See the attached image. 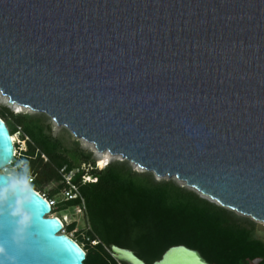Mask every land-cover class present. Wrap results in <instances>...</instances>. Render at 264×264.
<instances>
[{
    "label": "water",
    "instance_id": "1",
    "mask_svg": "<svg viewBox=\"0 0 264 264\" xmlns=\"http://www.w3.org/2000/svg\"><path fill=\"white\" fill-rule=\"evenodd\" d=\"M0 93L264 222V0H0ZM14 150L0 117V264H84L48 199L1 172ZM150 264L211 263L177 244Z\"/></svg>",
    "mask_w": 264,
    "mask_h": 264
},
{
    "label": "trees",
    "instance_id": "2",
    "mask_svg": "<svg viewBox=\"0 0 264 264\" xmlns=\"http://www.w3.org/2000/svg\"><path fill=\"white\" fill-rule=\"evenodd\" d=\"M0 117L10 135L20 127L28 138L26 149L7 167L14 169L9 173L22 177L51 201L55 194L69 189L74 196L57 205L82 207L87 228L72 239L85 251L84 264H126L109 254L110 244L132 249L147 264L177 244L198 250L211 264H264V240L253 235L250 218L172 179L157 180L149 172L134 171L123 161L99 168L92 154L80 149L77 142L64 147L52 135L49 118L43 113H13L0 106ZM15 137L12 135L13 140ZM14 146L18 149L19 144ZM82 164L87 166L82 168ZM53 181L60 183L45 190V184ZM74 225L63 222V229L68 234Z\"/></svg>",
    "mask_w": 264,
    "mask_h": 264
},
{
    "label": "rangeland",
    "instance_id": "3",
    "mask_svg": "<svg viewBox=\"0 0 264 264\" xmlns=\"http://www.w3.org/2000/svg\"><path fill=\"white\" fill-rule=\"evenodd\" d=\"M7 99L8 98L6 96H4L3 94L0 93V106L7 107L13 113H19V112H21V113H32V114L33 113H40V112H34L31 109L23 107V106H19L15 103H11V102L7 103ZM18 110H19V112H17ZM48 118H49V123L51 125L52 135L57 137L61 141V143L64 147L70 148V146L74 142H77L80 149H82L85 152H90L92 154V157L95 159V165L98 166L99 168L106 166V164L108 162H111V161H123V162H126L128 164V166L134 171L149 172L157 180L172 179L177 184H179V185H181L187 189L193 190L194 192H196L200 196H202L204 198H208L210 201H214V200L210 199V197H207L206 195L199 193L194 188L187 186L184 181H181L174 176H172V177H168L167 175L159 176L155 172H153L152 170H147L145 168H142L137 163H135L131 160H128V159L122 157L121 155L112 154L108 150L98 151L92 142H88L85 139L74 135V133H72L64 125H57V123H55L50 117H48ZM20 144L21 145H20L19 149L24 150L26 148L25 143H20ZM86 166L87 165H84V164L81 165L82 168L86 167ZM7 170L14 172L13 168H9ZM85 179H90V178L86 176ZM59 183L60 182H56V181L49 182V183L45 184L44 189L45 190H51V189L55 188ZM73 196H74V194L72 192H70V190L68 189V190H62L52 197V200L55 203L54 204L55 208L51 214L53 216H56V215L60 216L62 218V221L66 224H69L71 222L75 223L74 229L72 231H70L68 234L65 232L70 237H73V236L76 237L78 232L83 231L85 228H87V220L85 217V213H84L82 207L77 206V207L60 208V206H58L56 202L69 199L70 197H73ZM232 211L239 216L250 218V217L245 216L241 213H238L234 210H232ZM250 219L254 222V233H253V235L255 237H258V238H261L264 240V222L253 220L252 218H250ZM92 243H94V242H92Z\"/></svg>",
    "mask_w": 264,
    "mask_h": 264
},
{
    "label": "built area",
    "instance_id": "4",
    "mask_svg": "<svg viewBox=\"0 0 264 264\" xmlns=\"http://www.w3.org/2000/svg\"><path fill=\"white\" fill-rule=\"evenodd\" d=\"M12 135H14V136H16L15 137V139H14V143H18L19 144V147H18V149H16L15 148V150H14V157H18V155H20V151H21V149H19L20 148V143H25V141L28 139L27 138V136H25L21 131H20V127H18V130L16 131V132H14ZM26 149V148H25ZM24 149V150H25ZM20 163L22 164L23 163V161H20ZM11 164V163H10ZM9 164V165H10ZM8 165V166H9ZM7 166V167H8ZM7 167H5V168H3L2 170H1V172H3V173H9V171L7 170ZM60 171H62V169L60 170ZM9 174H12L17 180H19V181H24L23 179H22V177H18L16 174H14L13 172H10ZM65 179H66V182H69V174H67V175H65ZM24 184H27V185H29L30 186V184L28 183V182H23ZM49 201V203H50V205H53L54 204V202L53 201H51V200H48ZM61 232H63V233H65V231H64V229H62L61 230Z\"/></svg>",
    "mask_w": 264,
    "mask_h": 264
},
{
    "label": "bare ground",
    "instance_id": "5",
    "mask_svg": "<svg viewBox=\"0 0 264 264\" xmlns=\"http://www.w3.org/2000/svg\"><path fill=\"white\" fill-rule=\"evenodd\" d=\"M9 101H8V99H7V103H8ZM17 112H19V110L17 111ZM14 136V135H13ZM11 139H12V141H13V143H14V140H13V138H12V135H11ZM27 185V184H26ZM29 186V185H28ZM208 197V196H207ZM60 219V218H59ZM60 221H61V223L63 224V222H62V220L60 219ZM257 221H259V220H257ZM63 226V225H62Z\"/></svg>",
    "mask_w": 264,
    "mask_h": 264
},
{
    "label": "clouds",
    "instance_id": "6",
    "mask_svg": "<svg viewBox=\"0 0 264 264\" xmlns=\"http://www.w3.org/2000/svg\"><path fill=\"white\" fill-rule=\"evenodd\" d=\"M3 252H4V249L2 247H0V253H3Z\"/></svg>",
    "mask_w": 264,
    "mask_h": 264
}]
</instances>
